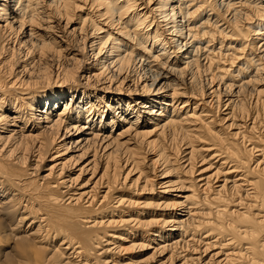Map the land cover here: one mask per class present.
I'll list each match as a JSON object with an SVG mask.
<instances>
[{
	"label": "bare ground",
	"instance_id": "bare-ground-1",
	"mask_svg": "<svg viewBox=\"0 0 264 264\" xmlns=\"http://www.w3.org/2000/svg\"><path fill=\"white\" fill-rule=\"evenodd\" d=\"M259 81L264 0H0V264H264Z\"/></svg>",
	"mask_w": 264,
	"mask_h": 264
},
{
	"label": "rangeland",
	"instance_id": "rangeland-1",
	"mask_svg": "<svg viewBox=\"0 0 264 264\" xmlns=\"http://www.w3.org/2000/svg\"><path fill=\"white\" fill-rule=\"evenodd\" d=\"M258 88L262 91V95L264 97V81H259L257 84ZM62 107V106H61ZM63 108V107H62Z\"/></svg>",
	"mask_w": 264,
	"mask_h": 264
}]
</instances>
